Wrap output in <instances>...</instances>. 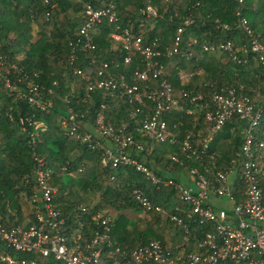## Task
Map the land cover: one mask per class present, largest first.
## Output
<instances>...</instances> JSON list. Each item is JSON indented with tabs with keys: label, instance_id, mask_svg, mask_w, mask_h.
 <instances>
[{
	"label": "trees",
	"instance_id": "16d2710c",
	"mask_svg": "<svg viewBox=\"0 0 264 264\" xmlns=\"http://www.w3.org/2000/svg\"><path fill=\"white\" fill-rule=\"evenodd\" d=\"M196 1L0 0V216L10 210L22 225L35 221L32 195L40 189L32 172L40 158L50 170L47 183L56 188L53 203L65 217L67 233L79 231L84 241L93 236L96 229L103 230L93 216L107 212V207L131 208L146 213L145 226L143 229L129 227L123 214L111 217L109 235L114 246L129 251L155 239L174 254L182 246L185 251L194 248L192 236L188 237L161 212L145 210L134 197L138 190L152 203L173 211L171 207L180 201L174 190L158 189L132 165L114 166L104 162L103 148H91L81 137L68 135L67 131L71 125L69 117L75 114V121L81 125L80 132L93 133L97 126L94 125L96 114L102 111L104 124L115 129L125 127L124 132L142 144V149L126 150L128 154L155 175L185 183L188 170L192 167L202 170L203 165L189 150L182 149L183 140L192 132L195 143L201 141L206 128L205 109L198 104L210 103L214 92L221 87L242 85L241 92L248 95L256 107L262 106L260 126H264V103L262 105L260 99V95H264V79L252 55H246L247 63H235L228 51L202 49L203 44L216 45L229 40L234 49L240 46L243 34L234 24L235 4L229 0H200V4L195 5ZM147 3L158 6L157 18H146L142 14L140 9ZM85 4L94 8L109 7L116 19L110 22L102 18L95 22L89 29L93 47L82 49L86 40L79 33V27L87 18ZM243 9L252 28L264 41V0H245ZM175 11H178L177 16ZM189 13L192 19L185 25L181 18ZM216 18L230 24L231 29L216 28ZM140 23H143L141 28ZM33 25L39 29V37L34 41ZM179 26L185 31L177 50L158 58L167 72L172 97L182 106L172 105L162 115L170 132L179 129L177 142L172 144L167 139L158 141L135 130L139 120L152 116L154 101L143 92L142 102L131 100L122 93L119 84L121 81L128 86L143 84L133 80V71L148 64L143 54L126 52L112 34L127 28L133 35L141 33L143 44L153 43L155 48L167 52ZM189 36L196 42L189 45ZM21 51H24L23 56L18 58L16 53ZM127 54L129 62L124 61ZM236 54L242 58L244 53ZM103 63L107 66L103 67ZM99 71L102 74H98ZM180 73L184 76L179 77ZM108 80L116 84V89L95 85ZM157 82L158 78L150 71V87ZM89 84L95 86L89 89ZM29 87H35L34 98L38 105L28 102ZM254 88L258 89V94L252 91ZM198 94L201 98L193 100ZM184 108L192 112L186 113ZM38 123L41 126H37ZM246 127L244 118L232 117L212 139L209 151H215L218 169L229 166L232 160L241 162L239 152ZM94 135L104 147L110 146L99 134ZM26 176L29 181L24 180ZM86 194L98 197V202L86 206ZM180 216L188 221L184 215ZM188 224H191V235L201 236L202 231L192 221ZM168 228L180 235L178 242L169 235ZM106 249L109 247L103 245L102 250ZM6 251L13 254L11 250Z\"/></svg>",
	"mask_w": 264,
	"mask_h": 264
},
{
	"label": "built area",
	"instance_id": "2783aa9c",
	"mask_svg": "<svg viewBox=\"0 0 264 264\" xmlns=\"http://www.w3.org/2000/svg\"><path fill=\"white\" fill-rule=\"evenodd\" d=\"M229 1L235 4V27L243 34L240 46L234 49L229 40L216 45L203 44L202 49L209 52L218 49L228 51L235 63H247L246 55L251 54L256 65L261 67L264 79V41L254 31L244 13L245 0ZM199 4L200 0H197L195 5ZM84 7L87 18L79 27V33L86 40L81 45L82 49L93 47L89 29L95 22L101 21L102 18H107L110 22L116 19L115 13L109 7L94 8L89 4ZM140 10L146 18L158 16V6L154 3H147ZM174 15L177 16L178 11H175ZM169 19L172 20L173 17L169 16ZM181 19L183 24L187 25L192 17L189 13ZM214 23L216 28L221 30L231 29L230 24L217 18ZM142 24H139L140 28ZM184 31L182 26L176 29L173 44L167 52L155 48L153 43L143 44L142 34L133 35L127 28L121 33L112 34L126 52L143 54L148 64L145 68H136L133 71V80L142 81L143 84L133 83L128 86L122 81L119 84V87L123 88L122 93L131 100L135 98L142 102L143 92L154 101L152 116L139 120L135 130L145 132L147 136L158 141L167 139L172 144L177 142L179 129L170 132L162 115L172 105L179 108L182 106H178L172 97L167 72L158 58L177 50ZM195 42L196 39L189 36V45ZM238 51L244 53L242 58L237 56ZM129 60L130 55L127 54L124 61ZM106 66L107 63H103V67ZM150 71L153 77L158 78L157 85L152 88L148 83ZM98 74H102L101 71ZM178 76L183 77L184 74L180 73ZM9 85L6 79V86ZM95 85L108 90L116 89V84L110 80L99 81ZM95 85L89 84L88 88L91 89ZM241 89L242 85L239 88L221 87L220 91L212 94L210 103L198 104L205 109V134L196 144L195 134L189 132L183 140L182 149L189 150L203 165V169L190 168L185 183L169 176L155 175L153 170L128 154L126 150L142 149V144L136 142L131 134H126L125 127L115 129L110 124H104L102 111L96 114L94 125L97 126L93 128V133L80 132L81 125L75 121V114L69 117L71 125L67 131L68 135L81 137L91 148H103L104 162H111L114 166L132 165L152 180L158 189H172L177 193L180 201L171 207L173 211L152 203L138 190L134 192V197L145 210L154 209L161 212L188 237L192 236L194 248L185 251L182 246V249L174 254L166 251L162 244L154 239L129 251L121 249L114 246L110 238L111 216L108 212L93 216L97 224L103 226V230L96 229L88 239L82 241L79 231L67 233L65 217L53 203L56 188L47 183L50 170L38 158L32 172L40 189L39 193L34 192L32 195L35 221L22 225L18 222L17 215L10 210L4 214L5 217L0 216V264H264V126H260L263 108L256 107V103L242 93ZM252 91L256 94L259 92L257 88ZM34 95L35 87H29L28 102L38 105ZM200 98V94L192 97L193 100ZM260 99L263 105L264 95H260ZM184 111L192 112L188 108H184ZM232 117H242L247 121L239 152L242 160L239 163L232 160L229 166L221 170L216 165L215 151H209V144ZM36 125L41 126V123ZM94 134H99L110 146L104 147L100 138ZM174 159L178 161L177 157ZM215 167L217 169H214ZM24 180L29 181L27 176ZM180 215H184L188 221H184ZM190 218L192 219L189 220ZM191 221L202 231L201 236L197 237L193 233L191 235V224H188ZM9 222L14 224L9 225ZM79 224L82 226V223ZM103 245L109 249L103 251ZM6 250L13 251V254ZM21 252L31 255L20 256L18 253Z\"/></svg>",
	"mask_w": 264,
	"mask_h": 264
},
{
	"label": "rangeland",
	"instance_id": "374dc122",
	"mask_svg": "<svg viewBox=\"0 0 264 264\" xmlns=\"http://www.w3.org/2000/svg\"><path fill=\"white\" fill-rule=\"evenodd\" d=\"M38 28L33 25L32 30H31V35H32V41L36 40L39 35H38ZM23 52H18L16 53V56L18 58H22L23 56ZM70 176L75 177L77 176L76 174H71ZM85 205L86 206H93L98 202V197L92 195V194H86L85 195ZM107 212L110 214L111 217H115L118 214H123L126 216V218L128 219V225L131 228H137V229H143L145 226V212H141V210H136V209H131V208H126V209H122V210H116L113 209L112 207H107L106 208ZM168 233L169 235L173 236V238L178 242L181 237L179 234H176L175 230H173L172 228H168ZM182 242V241H181ZM181 249H179L178 251H180Z\"/></svg>",
	"mask_w": 264,
	"mask_h": 264
}]
</instances>
